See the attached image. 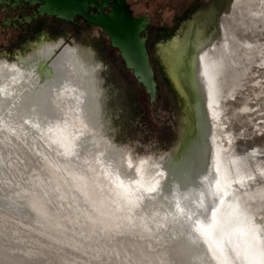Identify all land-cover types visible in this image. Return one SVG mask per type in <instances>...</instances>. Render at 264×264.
<instances>
[{
	"label": "bare ground",
	"instance_id": "6f19581e",
	"mask_svg": "<svg viewBox=\"0 0 264 264\" xmlns=\"http://www.w3.org/2000/svg\"><path fill=\"white\" fill-rule=\"evenodd\" d=\"M205 20L165 45L189 109L178 152L160 164L132 165L102 134L94 69L79 49L0 65V264H264V225L222 176Z\"/></svg>",
	"mask_w": 264,
	"mask_h": 264
},
{
	"label": "rangeland",
	"instance_id": "374dc122",
	"mask_svg": "<svg viewBox=\"0 0 264 264\" xmlns=\"http://www.w3.org/2000/svg\"><path fill=\"white\" fill-rule=\"evenodd\" d=\"M127 3L135 17L150 23L146 46L154 70V97L98 27L76 26L47 16L25 22L32 8L17 0L0 1V65L27 66L45 47L79 49L81 61L94 69L100 109L97 126L102 134L132 165L160 164L178 152L189 109L170 78L165 45L176 42L196 15L206 18L209 27L202 38L214 43H208L209 58L214 57L218 66L213 83L207 86V98L210 112L217 115H212V122L222 176L232 183L245 210L264 225V18L257 21L252 14L260 1ZM189 61L196 67L193 52Z\"/></svg>",
	"mask_w": 264,
	"mask_h": 264
},
{
	"label": "water",
	"instance_id": "95a60500",
	"mask_svg": "<svg viewBox=\"0 0 264 264\" xmlns=\"http://www.w3.org/2000/svg\"><path fill=\"white\" fill-rule=\"evenodd\" d=\"M24 1L31 4L40 3L39 13L42 15L60 18L79 15L89 24L100 27L109 37L111 45L119 50L126 67L154 97L156 91L154 70L146 46V36L143 34L147 20L144 17L133 16L124 0H113L110 4L107 0ZM105 6L110 8L105 10ZM92 7L97 11H92L90 9Z\"/></svg>",
	"mask_w": 264,
	"mask_h": 264
},
{
	"label": "flooded vegetation",
	"instance_id": "af4514ba",
	"mask_svg": "<svg viewBox=\"0 0 264 264\" xmlns=\"http://www.w3.org/2000/svg\"><path fill=\"white\" fill-rule=\"evenodd\" d=\"M99 2H101L102 0H98ZM113 0H107V2L110 4ZM126 3H127V0H124ZM17 2H20V3H25L28 5V7H31L32 8V15L30 17H27L24 19L25 22H29L28 20H31V19H37V18H40L42 16H47L49 18H54V19H57V20H61V21H64V22H67V23H70V24H73V25H78V26H91V27H98V26H93L91 24H89L83 17L79 16V15H74V16H70V17H66V18H60V17H57V16H54V15H47V14H40L39 13V8H40V3H37V4H31L27 1H24V0H17ZM105 10L109 9L110 7L109 6H105L104 7ZM92 11H97V9L95 7H92L90 8ZM83 18V19H82ZM149 21L147 20V23L145 25V29L143 31V34L146 36V40H147V36L148 35V32L146 33L147 31V28H148V25H149ZM100 33L104 36H107L103 30L98 27Z\"/></svg>",
	"mask_w": 264,
	"mask_h": 264
},
{
	"label": "snow or ice",
	"instance_id": "6c2138e0",
	"mask_svg": "<svg viewBox=\"0 0 264 264\" xmlns=\"http://www.w3.org/2000/svg\"><path fill=\"white\" fill-rule=\"evenodd\" d=\"M215 210V201L214 200H210L209 201V206L207 208H204L201 210V215L205 216V219H207V213L208 212H214ZM189 219H191V217H189ZM193 232L196 231L195 228L192 229Z\"/></svg>",
	"mask_w": 264,
	"mask_h": 264
},
{
	"label": "trees",
	"instance_id": "16d2710c",
	"mask_svg": "<svg viewBox=\"0 0 264 264\" xmlns=\"http://www.w3.org/2000/svg\"><path fill=\"white\" fill-rule=\"evenodd\" d=\"M128 7L130 8V5L127 3ZM131 12H132V15L134 16V13L132 11V9L130 8ZM83 19V18H82Z\"/></svg>",
	"mask_w": 264,
	"mask_h": 264
}]
</instances>
